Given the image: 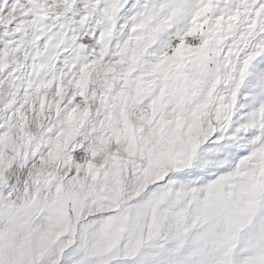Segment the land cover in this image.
<instances>
[{
  "label": "snow or ice",
  "instance_id": "snow-or-ice-1",
  "mask_svg": "<svg viewBox=\"0 0 264 264\" xmlns=\"http://www.w3.org/2000/svg\"><path fill=\"white\" fill-rule=\"evenodd\" d=\"M0 264H264V0H0Z\"/></svg>",
  "mask_w": 264,
  "mask_h": 264
}]
</instances>
